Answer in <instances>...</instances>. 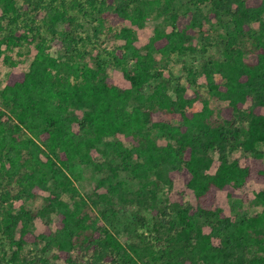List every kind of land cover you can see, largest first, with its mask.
<instances>
[{"label":"trees","instance_id":"trees-1","mask_svg":"<svg viewBox=\"0 0 264 264\" xmlns=\"http://www.w3.org/2000/svg\"><path fill=\"white\" fill-rule=\"evenodd\" d=\"M196 1L207 11L179 13L173 0H164L170 29L156 28L140 48L136 28L152 1L145 7L143 0H0V58L24 44L36 50L28 70L9 73L0 89V241L8 246L0 264H52L51 258L63 264H264V189L255 195L261 210L237 220L213 203L219 190L233 194L249 181L264 184L257 148L264 145V0ZM39 9L49 37L33 29ZM90 16L91 35L82 21ZM3 20L33 30L5 32ZM125 21L130 25L118 27ZM207 24L215 35H205ZM102 34L121 42L105 51L106 59L83 51L85 40L100 41ZM196 35L200 49L188 44ZM197 52L201 62L188 68V86L177 83L171 94L158 56ZM108 66L120 68L129 87L116 86ZM196 74L220 107L195 87L188 93ZM197 101L201 108L193 110ZM118 134L128 145L107 139ZM101 144L106 159L96 162L91 151ZM237 148L251 153L244 164L229 160ZM212 152L218 164L210 172ZM75 162L105 171L97 184L105 190L82 195L70 176ZM119 171L139 187L127 194L116 180ZM179 176L194 204L160 205V190ZM41 191L48 195L39 209L12 213V201L36 199ZM125 204L134 206L135 216L123 243L114 229ZM145 209L152 222L140 215ZM50 214L57 217L54 227ZM36 217L45 222L40 233L33 232Z\"/></svg>","mask_w":264,"mask_h":264},{"label":"rangeland","instance_id":"rangeland-1","mask_svg":"<svg viewBox=\"0 0 264 264\" xmlns=\"http://www.w3.org/2000/svg\"><path fill=\"white\" fill-rule=\"evenodd\" d=\"M47 0H43L46 2ZM152 1L151 7L147 6L149 9V16L145 21L144 25L141 28H136V35L137 41L136 45L138 47H142L152 35L153 31L156 28L161 29H170L168 18L162 13L164 0H143L142 4L146 7V2ZM200 7L201 10L207 11V6H200L196 0H173V8L179 12L184 13L188 10H195L196 8ZM31 9V8H30ZM2 13L0 9V14ZM27 18V23H29V19ZM46 19V12L43 9H39L37 13L36 22L33 24V29L40 28V33L45 36L49 37V31L47 29V21ZM84 29L91 35V27L93 25V16L86 18L83 20ZM5 32H9L11 28L15 31L19 32H28L29 35L33 29H30L28 26H25L22 22H19L17 26L10 25L7 23L6 20L1 21ZM32 24V23H30ZM129 26V21H125L120 26ZM254 27H257V23L254 24ZM205 35L208 33L210 35H215V26H210L207 24L204 26ZM105 34V33H104ZM102 34L100 36V41H95L93 38L90 40H85L82 46L83 51L85 49L91 50V52L98 56L99 58L106 59L107 54L105 51L107 49H112L114 46L119 45L121 42L118 40H114L109 36ZM84 35V34H83ZM188 44L194 45L197 49L201 47L200 35H196L189 39ZM82 49H80L82 51ZM55 46L50 47V51L53 55H58L59 52ZM36 54L35 47L33 44H24L20 48H13L10 51H7L4 55H7V60L3 59L4 55L0 58V89L3 88L5 84V80L9 73L12 72H21L26 71L29 68L30 62L34 58ZM201 53L197 52L196 54H173L171 57L167 59L160 58L158 56L160 66L159 69L163 72V75L170 83L169 92L173 93V87L175 84L180 83L181 85L188 86V82L190 81V76L188 74V68L192 66L194 69H197L201 62ZM107 74L113 81V83L118 86L119 88H127L129 87V81L124 77L122 71L118 67L108 66ZM196 78V85L188 88V93L192 92V89L195 87L199 90V92L206 98L210 99L211 105L215 108L220 107L223 103L219 102L215 98L211 97L205 91V80L203 76L198 74L195 75ZM0 108H4L2 101L0 99ZM201 108L200 101H197L193 105V110H199ZM171 119V118H170ZM173 123H177L178 121L175 119H171ZM151 137L154 138L159 144L164 143L165 140L155 131L151 132ZM109 140H121L124 142L125 145H128L127 141H125L124 137L120 134L115 135L113 137L107 138ZM103 145H99L97 148L91 151L92 158L96 162H102L106 159L104 154H102ZM257 148L263 154L264 160V145L259 144ZM250 152L244 151L241 148H237L229 153V160H237L240 164H244L247 158L250 156ZM212 156L214 158L213 165L210 169V172H213L215 167L218 164L217 154L212 152ZM106 175L105 171H98L91 165H85L82 163L75 162L70 169V176L73 179L74 184L77 186L79 192L86 196V197H94L97 192L104 191L103 188H98L97 184L99 179ZM116 180L121 181L123 187L127 194L130 191H135L139 187V181L134 180L130 177V175L125 171H119L118 177ZM115 180V181H116ZM264 189V184L261 182H254L249 181L245 183L242 187L235 189L233 194H228L225 190H219L215 193L213 198L214 206L222 208L226 215H228L231 219L237 220L242 216H250L253 215L261 210V207L255 204V195L258 191ZM48 195L47 191H41L39 196L36 199H18L12 201L10 207L12 213H17L21 210V207L27 208L30 210H37L43 204V199L45 196ZM131 195V194H130ZM129 196V195H127ZM171 201H180L181 203L186 204H194V196L190 189L187 188L184 182V177L179 176L174 178L173 184L170 187H164L160 190L158 195V203L160 205H170ZM121 203V202H120ZM121 205H124L122 203ZM126 205V212L123 214V218L121 223L117 226V230L114 229V232L119 237V239L125 243L128 239V232L126 223L129 219L134 218L135 216V209L134 206H127ZM22 211V210H21ZM140 215H144L147 217L148 221L152 222V215L148 209L142 210ZM56 215L50 214V216L46 217L48 223L51 227L55 226ZM134 224L136 223V219L133 221ZM45 227V222L40 218L36 217L33 221V232L40 233L43 231ZM205 231H208V228H205ZM146 233V231H145ZM8 246L6 242L0 241V259L4 260L8 257ZM6 253V254H5ZM52 264H63V261L60 259L51 258Z\"/></svg>","mask_w":264,"mask_h":264}]
</instances>
